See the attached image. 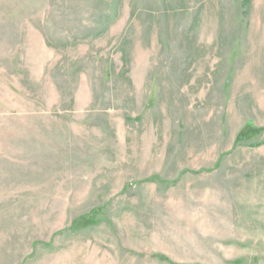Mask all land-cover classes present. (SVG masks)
I'll return each mask as SVG.
<instances>
[{
  "label": "rangeland",
  "instance_id": "1",
  "mask_svg": "<svg viewBox=\"0 0 264 264\" xmlns=\"http://www.w3.org/2000/svg\"><path fill=\"white\" fill-rule=\"evenodd\" d=\"M0 264H264V0H0Z\"/></svg>",
  "mask_w": 264,
  "mask_h": 264
},
{
  "label": "trees",
  "instance_id": "2",
  "mask_svg": "<svg viewBox=\"0 0 264 264\" xmlns=\"http://www.w3.org/2000/svg\"><path fill=\"white\" fill-rule=\"evenodd\" d=\"M246 2H249V0H245Z\"/></svg>",
  "mask_w": 264,
  "mask_h": 264
}]
</instances>
